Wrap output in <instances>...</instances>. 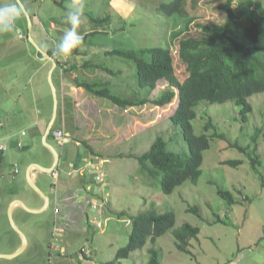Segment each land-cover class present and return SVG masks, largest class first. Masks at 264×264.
I'll return each mask as SVG.
<instances>
[{"label": "rangeland", "instance_id": "1", "mask_svg": "<svg viewBox=\"0 0 264 264\" xmlns=\"http://www.w3.org/2000/svg\"><path fill=\"white\" fill-rule=\"evenodd\" d=\"M161 1L170 0H36L34 12L41 18L43 29L51 20L56 22V31H44L45 40L52 46L59 43L58 29L66 31L70 27L65 19L67 9L83 4L84 16L78 32L91 34L78 47L80 53L76 58L68 61L79 65L86 59L91 60L110 67L116 75L100 69H79L63 75L70 82L76 74L84 79L110 81L114 93L129 96L135 88L134 63L106 55L105 51L168 45L174 48L178 39L172 41V33L183 30L187 18L178 17L173 23L170 17L164 24L165 19L157 9ZM191 6L188 0L189 10ZM255 6L260 22L264 23V0H233L235 11ZM192 13L196 22L224 19L216 2L208 0H199ZM249 23V19L238 17L231 24L230 33L244 40L243 28ZM21 43L0 34V118L5 120L6 126H13V131L29 129L32 132L34 124L31 123L37 118H47L48 105L54 103L47 71L53 64L41 63L32 55L24 56ZM175 64L178 75L183 78L184 67L177 58ZM55 83L60 112L62 95ZM169 88L167 81L161 79L150 97L155 98ZM73 93L76 99L72 100H82L77 111L72 107L78 132L75 138L64 136L60 140L64 142L60 151L66 158L60 162L59 179L70 178L66 162L74 161L80 153L82 168L86 158L103 162V180L92 181L93 173L87 168L72 176L71 181L84 177L86 194L84 201L80 199L76 208L69 211L64 210L58 199L59 182H53L59 201L57 209L51 204L48 211L33 215L32 226H27L34 229L29 245L16 257H0V264H110L117 249L128 241L133 217L152 207L157 212L173 211L174 227L154 245L147 242L142 249L112 264H147L148 249L152 246L159 252L160 264H264V92L248 98L251 110L244 120L242 107L233 102L209 104L202 101L197 105L192 120L194 132L206 134L210 147L204 151L198 181L187 180L170 194L162 193L160 175L152 177L141 172L133 155L147 150L158 135L164 137L168 151L187 155L188 146L181 138L179 126L169 119L177 104V94L164 106L147 102L122 108L105 98L90 95L83 88L74 86ZM209 120L212 127L206 130L204 126ZM213 132L223 134L224 138L213 137ZM83 141L90 146L89 150ZM235 143L246 149L230 146ZM49 152L35 141L25 150L15 151L13 158L7 157L6 161L12 165L15 160L20 164L22 160H32L46 166ZM253 152L260 160L256 168L250 164ZM227 160H240V164L230 165ZM42 179L49 186V177L44 175ZM38 184L42 185L40 181ZM77 185L76 181L73 195L77 194ZM218 189L230 191L236 203L228 204ZM31 194L35 198V194ZM17 195L23 196L22 193ZM49 195L53 203L56 194L53 191ZM190 206L198 207L199 216L187 210ZM5 214L4 205L0 204V255L11 250L15 236ZM183 223L198 226L200 230L197 239H190L187 246L190 252L179 251L173 235Z\"/></svg>", "mask_w": 264, "mask_h": 264}, {"label": "trees", "instance_id": "2", "mask_svg": "<svg viewBox=\"0 0 264 264\" xmlns=\"http://www.w3.org/2000/svg\"><path fill=\"white\" fill-rule=\"evenodd\" d=\"M198 1L191 0L190 10L187 7L188 0L161 1L157 6L165 19L164 24L166 19L172 18L175 23L178 17L187 18L184 29H177L172 33V41L178 39L174 45L176 48L168 45L139 50L114 48L105 51L106 55L134 63L135 88L131 95L122 96L114 93L110 81L99 78L84 79L76 76L73 80L75 86L82 87L90 95L105 98L122 108L137 107L147 102L164 106L177 94V104L169 119L179 126L181 138L188 146L187 155L168 151L166 141L161 135L154 138L147 150L139 155H133L144 175L152 177L160 175V189L164 194H170L187 180L196 183L201 174L203 154L210 147V138L206 134L197 135L194 132L192 120L196 116L197 105L202 101L209 104L233 102L242 107L241 114L244 120L245 115L251 110L248 98L264 92V23L260 22L259 15L255 12L258 7H248L247 10L240 12L234 10L233 0H208L216 2L224 19L221 22H196L192 11L196 9ZM238 17L250 20L249 25L243 28L244 40L230 33L231 24ZM89 34L91 33L83 35L82 43ZM78 47L72 50L67 60H60L62 55H55L57 70L60 73L75 72L83 68L92 71L105 70L110 75H116V71L110 67L91 60L86 59L81 65L70 63L68 60L78 54ZM176 58L184 67L183 78L178 75ZM161 79L166 80L170 88L151 98L152 91ZM67 104L69 103L64 106L63 114L71 117L72 106L67 107ZM210 127L211 120L205 123L204 128L207 130ZM52 130L53 127L48 139L53 136ZM212 136L224 138L223 134L217 132H213ZM84 143L89 150L90 146L85 141ZM230 146L242 151L246 149L237 143ZM81 160L82 155L78 153L74 165L78 166ZM259 162V156L253 152L250 157L251 166L256 168ZM226 163L239 165L240 160H227ZM218 193L228 204L236 203L230 191L218 189ZM187 210L199 216L197 206H190ZM175 223L173 211L157 212L152 207L135 215L127 243L117 249L115 257L109 263L126 258L130 252L142 249L147 242L154 245L160 236L174 227ZM199 232L198 226L189 223H183L175 229L173 235L177 249L190 252L187 248L190 239H197ZM148 253L147 264H160V255L154 246L148 249Z\"/></svg>", "mask_w": 264, "mask_h": 264}, {"label": "crops", "instance_id": "3", "mask_svg": "<svg viewBox=\"0 0 264 264\" xmlns=\"http://www.w3.org/2000/svg\"><path fill=\"white\" fill-rule=\"evenodd\" d=\"M9 2L10 0H0V6L7 4ZM35 2L36 0H23L21 7H24L26 11L14 20V26H15L14 31L3 32L0 34L6 36L7 39L22 41L20 45V50L22 51V53H24V56L32 55L35 59H38L39 62L45 63V61H48L50 65V64H53V62L50 60V58H47V55L52 58H55L56 54H54L53 49L56 44L51 46L48 43L47 39L45 40L44 31L49 30V29H54L56 31L57 30L56 22L51 20L48 23V27L43 29L41 27L43 26L41 23V18L37 16L36 13L34 12ZM64 32H65L64 29L63 30L58 29V32H56L58 35L59 41L62 38ZM79 53L80 52L78 50V54ZM86 55L88 54H85V56ZM80 56H84V55H80ZM73 57L76 58V55ZM72 62L74 61L72 60ZM79 65H81V63ZM52 69L53 67H49L47 71H49L50 73ZM56 70H57V63H56V67H54V69L52 70L51 76H52V81L55 80L54 85L56 84L55 82H57L56 86L57 88H59L61 95H62L61 110L60 112L58 111V102H57L56 103V117L49 131L50 133L53 127V130H52L53 136H51L50 138L53 141V143L50 142L48 139L49 134L47 136V141L57 150L59 154V160H58V164L53 169L52 173H45V172H41L38 170H33L31 173L37 186L48 198V205L43 211L29 212L17 203L19 201L23 203L29 209H39L44 204V200L42 199V197L39 194H37L33 189L30 188L27 182V178H26L28 167L37 162L32 161V160H27V161L22 160V163H21L22 167H21V164L16 160L12 162V165H11V162L7 164L6 160H7V157L10 158L12 156L13 158L15 151L25 150L29 146L33 145L35 141L36 142L38 141L42 145L41 139L46 130L47 124L51 119L52 112H53V103L48 105L50 109L48 113L46 114V116H48L47 118H42V119L37 118L34 122L31 123V124H34L32 132L31 130L29 131V129L21 130L25 132V134L22 136L23 137L22 140L24 143V147H23L24 149L18 148L16 144L17 138L20 136L21 131H13L15 130L14 127L6 126L5 120L0 118V121L4 125L1 129V138H2V141L7 144V149L4 151H0V204L4 205L5 212H8V209L13 204L12 217L16 225L18 226V228L26 236V239H27L26 247L30 243L32 232L34 230L33 228H29L32 226L33 215L35 214L39 215L45 211H48L51 207V204H53V207L57 209V205L59 201L62 204V207L64 208L65 211L75 209L78 201L79 202H81V200L84 201V195L86 194V181L84 177L79 176L77 180L71 181L72 176L79 175V173L86 170L85 168H82L81 163L78 166H75L74 161L67 160L66 164L70 167V170L68 171V177L70 176L69 178L70 180L67 178L59 179V174L61 170L60 162L62 163L63 162L62 158H66V157H63L64 154L62 151H60L63 148L64 142L63 143L60 142L55 132L59 130L62 131L66 139H69V137L70 138L77 137L76 132H78V128H76L77 124L74 121V116H72V119H70V116H68L65 113V111H64L65 114H63V109H64V106L66 107V103H69L67 104V107L68 105H70L72 107H75V110L77 111V109L79 108L78 106H80V103L82 102V100H78V101L72 100V99H76V97L73 98L74 93L77 94V92L73 93V88L75 86L73 84V81L70 82V79L67 76H64L58 70L56 72ZM75 76H77V74ZM75 87L82 89V87H77V86ZM55 90H56V97H57L56 87H55ZM36 113H38L39 115L41 114V112L39 111H37ZM55 145L58 146V149ZM60 155H61V158H60ZM52 163H53V156H52V153L49 152L48 163L44 167H50ZM15 164L18 166V172L16 175H13ZM44 175H47L50 179L49 186H48V183L44 182L42 179V176ZM90 176L92 178V181H94L95 180L94 176L93 175H90ZM56 180H57V183L59 182V187H60L59 192L57 190L59 201L56 200L57 193L55 190L56 188L53 184V182H55ZM39 181L42 184L41 186L38 184ZM76 181L78 184L77 188L79 186V189H77V194L73 195L72 189L76 186ZM67 182L69 184L71 182L72 184L71 185L66 184ZM67 186H69V189H67ZM87 187H89V185ZM28 189L30 190V192ZM53 191L56 194V196L54 197V200L52 203L51 195L49 194H52ZM19 193H22L23 196H18L17 194ZM31 193L35 194V198L34 196H32L33 194ZM71 201H74L73 204L71 203ZM15 218L18 222L15 220ZM12 232L14 233L15 236L11 240L12 241L11 250L7 253H4V255L13 254L19 249L21 245V240H20L19 235L13 229H12Z\"/></svg>", "mask_w": 264, "mask_h": 264}, {"label": "clouds", "instance_id": "4", "mask_svg": "<svg viewBox=\"0 0 264 264\" xmlns=\"http://www.w3.org/2000/svg\"><path fill=\"white\" fill-rule=\"evenodd\" d=\"M23 0H10L9 3L0 6V33L14 31V20L22 15L26 9L21 7ZM84 16V5L78 8H68L66 11V22L70 27L64 32L59 43L53 49L54 54L70 56L72 50L77 48L83 41V35L78 32Z\"/></svg>", "mask_w": 264, "mask_h": 264}, {"label": "water", "instance_id": "5", "mask_svg": "<svg viewBox=\"0 0 264 264\" xmlns=\"http://www.w3.org/2000/svg\"><path fill=\"white\" fill-rule=\"evenodd\" d=\"M47 58H50V60L53 62V69L54 67H56V63L57 61L48 56L47 55ZM52 69V70H53ZM52 70L51 72L49 73L48 75V81H49V84L51 86V90H52V94H53V98H54V106H53V112H52V116H51V119L50 121L48 122L47 124V127H46V130L42 136V145L47 148L51 153H52V156H53V163L50 167H44V166H41L40 164H32L28 167L27 169V174H26V178H27V182L30 186L31 189H33L37 194H39L42 199L44 200V204L42 205V207H40L39 209H29L28 207H26L23 203L21 202H17L19 205H21L25 210L29 211V212H40V211H43L47 205H48V198L47 196L40 190V188L37 186V184L35 183L34 181V178L33 176L31 175L32 171L33 170H38V171H41V172H45V173H52L53 169L56 167V165L58 164V160H59V154L57 152V150L47 141V136L49 134V131H50V128L54 122V119L56 117V90H55V86L52 82ZM12 207H13V204L10 206V208L8 209V212H7V215H8V219H9V222H10V225L12 227V229L19 235L20 237V240H21V245L19 247V249L14 252L13 254H1L0 257H5V258H12V257H15L16 255L20 254L26 247V244H27V239H26V236L24 235V233L18 228V226L16 225L13 217H12Z\"/></svg>", "mask_w": 264, "mask_h": 264}, {"label": "built area", "instance_id": "6", "mask_svg": "<svg viewBox=\"0 0 264 264\" xmlns=\"http://www.w3.org/2000/svg\"><path fill=\"white\" fill-rule=\"evenodd\" d=\"M62 60H67V57L62 56V58H60ZM2 122L0 121V151H4L7 149V144L5 142L2 141L1 138V129H2ZM56 136L59 140H61V138H64V133L62 131H56ZM25 134L24 131H21L20 136L17 138V147L18 148H22L24 146L23 140H22V136ZM86 165H85V169L87 168V170L91 173H93L92 175L94 176V178L98 181H102L103 177H104V172H103V162L101 163L100 159H89L86 158L85 159ZM18 172V166L15 164L14 165V170H13V175H16ZM100 225V223H98V226Z\"/></svg>", "mask_w": 264, "mask_h": 264}]
</instances>
